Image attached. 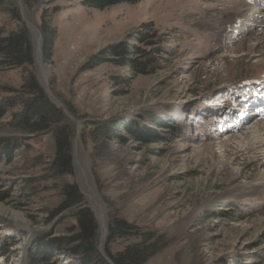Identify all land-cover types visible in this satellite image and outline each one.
I'll return each mask as SVG.
<instances>
[{
  "label": "rangeland",
  "instance_id": "obj_1",
  "mask_svg": "<svg viewBox=\"0 0 264 264\" xmlns=\"http://www.w3.org/2000/svg\"><path fill=\"white\" fill-rule=\"evenodd\" d=\"M20 1L24 17L41 33L48 86L80 127L77 131L56 103L70 122L73 172L55 174L49 167L53 133L14 126L12 112L19 104L0 117V264H31L32 250L42 246L36 238L72 233L76 208L50 217L66 182L77 184L92 212L93 194L100 200L105 229L93 213L96 247L108 264L114 263L107 249L139 242L142 232L158 237L141 264H264V247L254 248L264 245V147L254 137L255 115L244 123L242 113H230L264 80V41L256 57L257 40L243 34L244 27L251 29V17L244 25L234 21L250 0H123L101 6L95 0ZM10 7L20 15L16 0H0V26L8 30L23 23L33 46L37 32L21 15L13 17ZM142 30L152 34V48H159L153 53L158 62L147 73L110 53L122 42L142 52L151 48L136 40ZM130 51L129 56H142ZM35 71L43 86L36 62ZM24 74L20 67L2 69L0 84L17 88ZM12 93L0 90V101ZM213 106L217 123L201 116ZM191 116L203 122L192 129L183 121ZM106 123L114 127L101 129ZM127 126L145 133L135 136ZM6 137L14 142L11 152L3 149ZM76 137L91 193L75 170ZM211 141L223 145H214L213 155L202 152ZM12 212L23 224L12 221ZM113 218L132 227L111 231ZM61 247L47 264H82Z\"/></svg>",
  "mask_w": 264,
  "mask_h": 264
},
{
  "label": "trees",
  "instance_id": "obj_2",
  "mask_svg": "<svg viewBox=\"0 0 264 264\" xmlns=\"http://www.w3.org/2000/svg\"><path fill=\"white\" fill-rule=\"evenodd\" d=\"M123 0H95L97 6L111 4ZM125 1V0H124ZM133 1V0H126ZM11 4V2H10ZM13 17L21 20L16 7L8 8ZM43 13H45L43 11ZM46 14V13H45ZM51 10H47V19L50 18ZM54 31V28H52ZM148 34L142 30L136 35V40L151 48L142 52L136 45L122 42L116 44L110 53L122 56V60L128 63L135 71L147 73L157 64V57L153 53L159 52V48H152L153 41ZM50 36H48L49 39ZM51 39V38H50ZM45 46L47 47V38H45ZM47 42V44H46ZM130 45V46H129ZM134 53H142V56H129L130 49H134ZM20 67L24 71L19 87L13 88L5 84H0V90L6 94L0 101V117L5 113V109L13 108L19 104V108L12 112V123L17 128L30 133L51 131L54 137V155L50 161V169L58 173L68 172L72 174V151H71V128L69 127V119L64 114L62 108L54 103L45 92L43 86L36 77L35 62L33 59L32 40L29 36L27 28L22 23L19 27L6 30L0 26V70L5 68ZM101 129L111 130L114 126L109 123L99 124ZM130 130L135 136L144 135L145 129L135 128ZM149 131V130H147ZM3 149L7 152L13 151L14 142L11 137L3 139ZM15 144H17L15 142ZM62 198L57 206L51 210L50 217L65 208H76L71 213L75 218V225H72L69 236L44 237L36 238L42 246H37L32 250L30 255L31 264H47L50 259L58 258L61 246L64 245L76 261L82 264H108L102 257L96 247V222L91 208L84 205V196L80 192L75 182H66L61 188ZM132 223L126 220L119 221L113 218L110 223L111 231H124V228H131ZM143 240L126 244L122 249L112 252L107 249L114 264H141L142 261L151 253V249L155 246L154 240L158 235L154 232H142ZM110 237V236H109ZM70 246V247H69ZM59 247V248H58ZM55 255V256H53Z\"/></svg>",
  "mask_w": 264,
  "mask_h": 264
},
{
  "label": "bare ground",
  "instance_id": "obj_3",
  "mask_svg": "<svg viewBox=\"0 0 264 264\" xmlns=\"http://www.w3.org/2000/svg\"><path fill=\"white\" fill-rule=\"evenodd\" d=\"M245 3H246V5L248 4V2H246V1H245ZM245 6L243 8H241V9H239V11H241V13L236 12L238 14V17H234V21L235 22L241 21L242 23L241 22L240 23L244 25V23L248 24L247 21L251 17V21L249 22L250 24H248L249 28H251V29H248V28L244 27L243 34L245 36L252 35V34L254 35V37H252L253 36L252 35V36H250V38L253 39V40H257V44L255 45V48H253L252 50H253V54L256 57H258L259 55H261V51H259L260 49H258V47L261 46L262 42L264 41V0H250V2L248 4V8L245 7ZM238 8H240V7H238ZM254 20H256V22H255V24L252 25ZM241 24H240V26H241ZM233 27H236V24ZM31 29H32L33 33L36 34L37 31L35 30V28L33 26H31ZM233 30L235 32H241V31H239L236 28H234ZM253 30H257V32L252 33ZM247 38H249V37H247ZM254 51L257 52V53H255ZM253 104L254 103L250 104V108L249 109L248 108L244 109V107H240V108L238 107L236 110H239V109L242 110V111L247 110V114L252 115V116L255 115V118L257 119V121H255V124L253 125V127H255L256 131L258 133H260L263 137L260 134H258V133L257 134L255 133L256 136H254V137H255V139L256 138L260 139L259 141H260V143L262 142L261 145H263V147H264V118L261 117L258 114L259 111H258V109L255 108V105H253ZM185 119H187V120H185ZM191 119L192 120H190L189 118H184L183 121H185L186 123H190L191 124L192 121L194 120V117L191 116ZM235 127H236V125H235ZM249 128H252V127L250 126ZM250 132H251V130H250ZM194 134H197V132L191 130V135H194ZM232 137H233V135H232ZM249 140H251V138H249ZM217 144L223 145L222 142H217V141L207 142L204 145L202 152H205V153H208L210 155H213V153H214V148L213 147H215L214 145L217 146ZM76 158H77V168H78L77 172H78V175H79V179L81 181L82 186L84 187L83 188L84 191L87 192L88 188L92 189L91 188L92 185L90 184L91 182L90 183H88V182L84 183L85 179L86 180L88 179V181H89V174H88L86 168L83 166L81 160L79 159V153L76 154ZM88 192L91 193L90 191H88ZM91 199L93 200V204H94V206L96 208V213H97V217H98V220H99L100 230L102 232H104V229H105V216H104V212H103V209H102L103 208L102 204H101L100 200L97 199L96 193L93 194V197H91ZM12 214H13V217H14L13 220H12L13 222H15L17 225L23 224L21 219H20V217H19L20 215L18 214V212H12ZM17 216H18V218H16ZM263 247H264V245L262 243H260V244H258V246H255L254 248L261 249ZM245 248H246L245 251H250L251 250L248 246H246Z\"/></svg>",
  "mask_w": 264,
  "mask_h": 264
},
{
  "label": "water",
  "instance_id": "obj_4",
  "mask_svg": "<svg viewBox=\"0 0 264 264\" xmlns=\"http://www.w3.org/2000/svg\"><path fill=\"white\" fill-rule=\"evenodd\" d=\"M18 5L20 6V15L22 17V20H24L28 26H33L35 28V30L37 31V36L34 38V60L36 62V65H37V68H38V75L39 77L41 78L42 80V84H43V87L45 88V91L47 92L48 96L55 102L57 103L58 105L62 106L64 111L66 112L67 116L71 119H73L75 122H76V130L78 131L79 130V127H80V122L77 121L73 115H71L70 113H68L66 111V109L64 108V106L62 105V103L53 95V93L51 92L49 86H48V80H47V77L45 75V72H44V69H43V66H42V61H41V42H40V38H41V33L39 31V29L37 28V26L33 23L32 20H29L27 18L24 17V13H23V9H22V6H21V1L20 0H16ZM42 0H40L41 2ZM37 8V7H36ZM35 8V10H36ZM34 10V12H35ZM73 145H74V153L76 154V146H77V137L75 140H73ZM76 158V157H75ZM75 162L77 164V161L75 159ZM77 169V166L75 167V170ZM93 213L94 215H96V212L95 210H93Z\"/></svg>",
  "mask_w": 264,
  "mask_h": 264
}]
</instances>
